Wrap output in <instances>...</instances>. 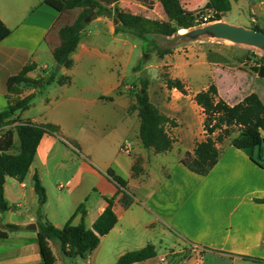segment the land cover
Returning a JSON list of instances; mask_svg holds the SVG:
<instances>
[{
    "label": "crops",
    "instance_id": "obj_1",
    "mask_svg": "<svg viewBox=\"0 0 264 264\" xmlns=\"http://www.w3.org/2000/svg\"><path fill=\"white\" fill-rule=\"evenodd\" d=\"M44 1L0 0V20L10 32L0 42V112L8 104L7 79L33 65L29 78L38 79L54 71L55 80L42 89L25 87L19 97L34 98L30 107L16 112L14 118L58 127L57 134L41 138L24 181L5 178V212L11 213L6 220L0 217V232L6 233L2 240L10 239L3 228L14 232L18 243L0 250V264H43L37 242L39 223L61 229L83 205L84 216L76 214L72 225L83 221L91 229L110 200L117 223L87 254L90 258H82L85 264H116L125 253L148 245L153 246L154 257L134 264H264V203L259 202L264 197L261 146L238 150L229 140L217 144L220 157L205 176L181 162L206 138L204 113L194 101L198 92L214 84L218 98L230 106L250 94L264 103V77L252 71L257 67V57L247 58L251 47L227 45L234 48V54L217 55L226 64L216 61L217 56L214 62H208L210 49L203 51L198 61L195 56L191 60L194 53L179 54L177 50L169 54L170 59L164 56L160 60L173 62L169 78L180 80L185 88L181 93L166 86L161 68L167 64L160 60H148L134 72L143 59V48L137 62L131 64L137 49L134 37L115 33L113 14H95L88 23L95 29L85 27L70 55L72 67L56 69L52 48L59 45L54 31L59 13ZM117 1L125 12L166 20L157 0ZM229 1L227 13L236 8L244 15L242 9L246 10L248 25L245 18L243 22L226 20L227 13L218 22L264 30V0ZM180 2L189 15L210 14L208 0ZM113 6L107 7L112 13ZM73 12L77 16L79 10ZM73 12L64 23L72 21ZM141 75L148 81L150 102L175 123L165 128L174 139L171 150L165 153L156 154L142 146L138 112L130 110ZM62 172H67L63 178L59 175ZM35 174L45 190L42 206L32 183ZM63 180L65 187L60 189ZM63 189L66 197L59 193ZM125 196L132 200L127 208L122 204ZM53 197L59 209L52 206ZM32 224L36 226L28 228L32 234L21 233ZM50 248L57 264H70L64 261L66 257L56 243H50Z\"/></svg>",
    "mask_w": 264,
    "mask_h": 264
},
{
    "label": "trees",
    "instance_id": "obj_2",
    "mask_svg": "<svg viewBox=\"0 0 264 264\" xmlns=\"http://www.w3.org/2000/svg\"><path fill=\"white\" fill-rule=\"evenodd\" d=\"M157 1L166 17L164 21L125 12L118 6L117 0H45V4L59 13L58 20L54 25V31L57 32L59 38V45L52 48L54 63L66 69L72 67L73 62L70 55L76 50L81 33L88 24V17L92 13L97 16L113 14L115 33L129 34L145 41L147 48L144 53L154 52L159 59L171 54L172 49L160 48L154 38L184 40L186 36L178 34L180 30H192L201 24H195V16L183 11L180 0ZM208 2L212 16L209 22L220 21L230 10L229 0H208ZM112 4H114L113 13L107 8ZM76 10H79V13L72 22L64 23L65 17ZM254 29L260 30L257 27ZM9 33L0 20V42ZM148 60L149 57L146 60L142 59L140 64L134 67V72L140 71L142 64ZM207 61L214 62L211 51L207 54ZM256 63L257 67H252V71L263 78V58ZM34 68L33 65H27L6 81L8 104L0 112V212L8 210L4 197L5 178L11 177L20 182L24 181L43 135L58 133V127L54 125H38L31 121H20L14 118L16 112L27 110L34 98V95L25 98L19 97L25 87L42 89L55 80L54 71L38 79L29 78L28 73ZM163 79L169 89H177L181 93L186 92L180 80L169 77ZM67 80L68 78L64 79V81ZM62 82L63 80H59V83ZM147 88L148 81L141 75L138 85L133 90L135 104L130 106V110L138 112L139 138L142 146L152 149L156 154L165 153L171 150L174 142L165 128L167 125L173 127L175 123L150 102ZM194 101L204 113L203 129L206 138L195 145L192 155L185 154L181 160L190 171L201 176L207 175L220 157L217 144H221L225 140H229L232 146L238 150H250L264 144V103L257 95L250 94L241 102L230 106L218 98L217 89L214 84H211L206 90L198 92ZM16 122L17 124L12 126ZM14 137L19 142L16 153L12 152ZM32 183L39 206H42L46 202V195L37 174L33 176ZM131 201L129 197L125 196L122 199V204L127 208ZM259 202L264 203V197ZM112 206L113 200L108 201V206L93 223L91 229H87L83 221L79 225H72L76 214L81 213L84 216L83 205L77 207L61 229L54 228L48 223H39L37 242L43 264H57L50 243H56L60 254L69 259L84 258L86 254L95 250L99 245L100 238L108 234L117 223ZM4 238H6V233L0 232V239ZM154 255L153 246L148 245L141 250L125 253L116 264H134L152 258Z\"/></svg>",
    "mask_w": 264,
    "mask_h": 264
},
{
    "label": "rangeland",
    "instance_id": "obj_3",
    "mask_svg": "<svg viewBox=\"0 0 264 264\" xmlns=\"http://www.w3.org/2000/svg\"><path fill=\"white\" fill-rule=\"evenodd\" d=\"M242 10H243V13H244V15L242 14L243 16L241 15V11L240 10L234 8L232 11H230L229 13H227L225 15V19L230 21V22H243V19L245 18L246 21H244V24L248 25V14H247V11L244 10V9H242ZM71 15H72L71 19L73 20L76 17V12H73V14H71ZM70 22H72V21H70ZM86 28L91 29V30L95 29L94 26H89L88 24L86 25ZM189 31L190 30H186L185 33L189 32ZM132 41L135 42V44L137 46V49L134 50L131 64H133L134 62H137V60H138L137 59V54L140 52V50L143 48V50L145 51L146 48H147L145 45L142 44V42L138 38L134 37V38H132ZM200 41H204V42L200 43ZM156 42H157V44H158V46L160 48H170V49H172L173 53L176 52L175 50H177L178 51L177 53H179V54L182 53V52H184V54H188V53L193 54L194 53V55L191 58V60H194V56H195V58H197L196 59L197 61H198L199 55L203 51H205L206 49H210V51H211V53H212L214 58L217 55H219V56L220 55L230 56V55L234 54V52H233L234 48L229 49V48H227V45H235V44H232V43H230L228 41H222V40H216V39H210L209 40L206 37L199 38V39H197L195 41H190L187 38L184 39V40H181V39H178V38H168V39H166V38L159 37L158 41H156ZM188 47H190L191 49H188ZM196 48H198V49H196ZM192 49H193V51H192ZM248 49H250V50H248V55H247V58L249 60L252 59V58H255V57H257V59L255 58L254 61L258 62L261 58H263V60H264V50H258V49H254V48H248ZM250 51H252V52H250ZM219 56H217L215 60L218 61V62H221V63L223 62L224 63V60H222ZM148 57H149V60H150L151 63L158 62V60H160L154 52H151L150 54L144 53L142 58L144 60H146V59H148ZM169 57H171V56L169 55L166 58L170 59ZM167 59H165L166 60L165 62H164V60H160V62H163V63L167 64V65H165V66H163L161 68V70H162L161 71L162 78L169 77V73L168 72L170 71V68H171L170 62L173 63L172 61L167 60ZM224 64H226V63H224ZM18 147H19V142H18V140L16 138L15 145L13 146L12 151L17 152L16 150L18 149ZM261 148H262V156H263L264 144L261 145ZM254 155L257 156V149L254 150ZM66 173L67 172H62L59 175L63 178V177H65L64 175H66ZM60 183L63 186L65 185V181L64 180L60 181ZM59 193H60V195L62 197H66V195H67L65 189H63ZM65 201L66 200H64L63 204H65ZM55 203H57V201L53 197V199H52V204L53 205L52 206L55 207L56 209H59V207ZM38 208H40V207H38ZM32 212H34V211L32 210ZM0 213H1V215H0L1 219L6 220V219L9 218V215H10L11 212H9V213L0 212ZM37 216H40L39 212H38ZM43 219H45V217ZM28 227H29V225H26L23 228L21 233H23L25 235L32 234L33 231L29 230ZM3 230H5L7 233H9L10 239L9 240L0 239V250L6 249L7 247H12V246L15 247L17 245V243H18L16 234L14 232L8 230V229H5V228H3ZM54 249H55V247H54ZM85 260L86 259L83 260L80 257H77V258H74V259H69V258H65L64 259V261L66 263H70V264H85Z\"/></svg>",
    "mask_w": 264,
    "mask_h": 264
},
{
    "label": "water",
    "instance_id": "obj_4",
    "mask_svg": "<svg viewBox=\"0 0 264 264\" xmlns=\"http://www.w3.org/2000/svg\"><path fill=\"white\" fill-rule=\"evenodd\" d=\"M96 18L95 13L88 17V23ZM183 35V34H182ZM187 39L195 41L199 38L216 39L228 41L235 45H242L258 50H264V31L247 29L241 26H235L226 22H214L209 25H203L184 33ZM59 66H56L58 69ZM29 229H36L35 225H30Z\"/></svg>",
    "mask_w": 264,
    "mask_h": 264
},
{
    "label": "built area",
    "instance_id": "obj_5",
    "mask_svg": "<svg viewBox=\"0 0 264 264\" xmlns=\"http://www.w3.org/2000/svg\"><path fill=\"white\" fill-rule=\"evenodd\" d=\"M211 19H212L211 14L197 15L194 18V23L195 24H201L200 26L209 25L210 23H214V22H209ZM59 188L62 189V188H64V186L63 185H59ZM86 257H87V259L90 258L88 255ZM89 263H90L89 261L86 262V264H89Z\"/></svg>",
    "mask_w": 264,
    "mask_h": 264
},
{
    "label": "bare ground",
    "instance_id": "obj_6",
    "mask_svg": "<svg viewBox=\"0 0 264 264\" xmlns=\"http://www.w3.org/2000/svg\"><path fill=\"white\" fill-rule=\"evenodd\" d=\"M185 32H186V30L182 29V30L179 31V34H184Z\"/></svg>",
    "mask_w": 264,
    "mask_h": 264
}]
</instances>
